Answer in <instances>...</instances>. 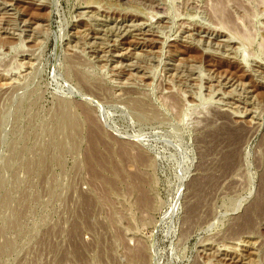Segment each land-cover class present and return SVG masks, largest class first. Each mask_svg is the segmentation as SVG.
Returning <instances> with one entry per match:
<instances>
[{
	"label": "rangeland",
	"instance_id": "obj_1",
	"mask_svg": "<svg viewBox=\"0 0 264 264\" xmlns=\"http://www.w3.org/2000/svg\"><path fill=\"white\" fill-rule=\"evenodd\" d=\"M261 197L264 0H0V264H264Z\"/></svg>",
	"mask_w": 264,
	"mask_h": 264
},
{
	"label": "bare ground",
	"instance_id": "obj_2",
	"mask_svg": "<svg viewBox=\"0 0 264 264\" xmlns=\"http://www.w3.org/2000/svg\"><path fill=\"white\" fill-rule=\"evenodd\" d=\"M262 194H263V193H262ZM260 196H261V195H260ZM259 200H260L259 204H261V202L264 201V198L261 197ZM259 204H258V205H259ZM263 205H264V202H263L262 206H263ZM255 207H256V205H255ZM259 207H261V205H259ZM261 208H262V207H261ZM263 208H264V207H263ZM263 208H262V209H263ZM262 209H261V210H262ZM261 210H259V211H261ZM263 210H264V209H263ZM263 210H262V211H263ZM248 213H249L248 215L250 216V214H251L250 211H249ZM260 213H261V212H260ZM258 215H259V214H258ZM245 216H246V215H245ZM249 216H248V217H249ZM243 219H244V218H243ZM248 219H249V218H248Z\"/></svg>",
	"mask_w": 264,
	"mask_h": 264
},
{
	"label": "built area",
	"instance_id": "obj_3",
	"mask_svg": "<svg viewBox=\"0 0 264 264\" xmlns=\"http://www.w3.org/2000/svg\"><path fill=\"white\" fill-rule=\"evenodd\" d=\"M94 225H95V223H94ZM94 225H93V226H94ZM88 226H89V225H88ZM85 244H86V243H85ZM100 249H101V248H100ZM103 251H104L103 249H102L101 251H97L96 256H97V257L102 256V254H103L102 252H103ZM99 254H100V255H99Z\"/></svg>",
	"mask_w": 264,
	"mask_h": 264
}]
</instances>
